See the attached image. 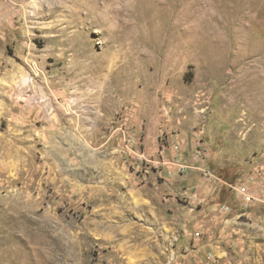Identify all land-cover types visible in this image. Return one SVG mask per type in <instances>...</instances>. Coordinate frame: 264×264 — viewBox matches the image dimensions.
<instances>
[{"label":"rangeland","instance_id":"374dc122","mask_svg":"<svg viewBox=\"0 0 264 264\" xmlns=\"http://www.w3.org/2000/svg\"><path fill=\"white\" fill-rule=\"evenodd\" d=\"M252 178L264 0H0V264H264Z\"/></svg>","mask_w":264,"mask_h":264},{"label":"built area","instance_id":"2783aa9c","mask_svg":"<svg viewBox=\"0 0 264 264\" xmlns=\"http://www.w3.org/2000/svg\"><path fill=\"white\" fill-rule=\"evenodd\" d=\"M193 160L195 161V163H197V166H195V168L201 172L202 177L206 180L212 179L211 172L209 170H207V168L204 164L205 163L204 153L198 152V153L194 154ZM185 168H186V166H184L183 169H185ZM255 181H257V179L252 178V180H250L249 182H244L240 185H238L236 183H231L229 185L230 188L234 189L237 192V198L245 206H248L250 204H254L258 201L264 203V190L255 189L254 185H253V184H255ZM249 185H253V186L250 188Z\"/></svg>","mask_w":264,"mask_h":264},{"label":"crops","instance_id":"0c3cea01","mask_svg":"<svg viewBox=\"0 0 264 264\" xmlns=\"http://www.w3.org/2000/svg\"><path fill=\"white\" fill-rule=\"evenodd\" d=\"M257 183H258V184H261V183H260V180H258V182H257Z\"/></svg>","mask_w":264,"mask_h":264}]
</instances>
